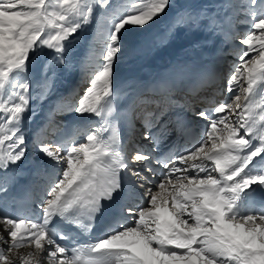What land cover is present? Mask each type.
Listing matches in <instances>:
<instances>
[{
	"label": "snow or ice",
	"instance_id": "1",
	"mask_svg": "<svg viewBox=\"0 0 264 264\" xmlns=\"http://www.w3.org/2000/svg\"><path fill=\"white\" fill-rule=\"evenodd\" d=\"M109 4L0 0V174L10 177V166H16L12 172L26 176L27 163L35 165L37 175L45 165L58 171L39 193L38 219L0 216V245L6 246L0 247V264H41L42 255L47 264H264V207L253 205L257 191L264 192V114H254L252 101L258 83L264 94V0H246L236 9L245 17L239 23L248 25L237 37L246 48L232 53L239 63L222 89L228 95L215 107L196 110L195 100L176 98L184 68L147 85L118 81L120 67L143 52L144 41L130 47V34L143 36L172 9L171 0H131L123 14L108 17L103 63L71 108L90 126L84 141L55 147L45 142L59 131L53 120L66 109L63 102L29 138L26 125L36 114L30 101L47 98L58 70L70 67L94 5L103 10ZM202 19L207 30L230 39L224 26L234 27L233 17L209 18L205 10H183L169 31L176 24L199 29ZM37 67L41 79L33 85ZM212 82L200 74L188 95ZM124 98L127 106L119 107L115 102ZM188 113L206 127L195 146L179 151ZM91 116L101 118L103 127L87 119ZM101 131L110 135L102 137ZM157 174L153 187L151 177ZM133 192L144 203L129 204ZM56 220L98 236L78 244L75 234L58 230ZM21 248L30 251L21 254Z\"/></svg>",
	"mask_w": 264,
	"mask_h": 264
},
{
	"label": "bare ground",
	"instance_id": "2",
	"mask_svg": "<svg viewBox=\"0 0 264 264\" xmlns=\"http://www.w3.org/2000/svg\"><path fill=\"white\" fill-rule=\"evenodd\" d=\"M130 3L131 0H110V4L113 5V8H111L113 10L112 12H119L120 14H123L128 9ZM239 5L240 3L238 2L235 4V0H222L221 4L219 5L217 3L207 4V2L202 0H189L186 7H184V9L182 8L183 10L186 9L191 10L194 13H199L201 10H205V14L209 18L214 17L219 20H223L225 16L233 17L234 27L230 25H226L227 27L226 32L229 33L230 39L225 38V44L222 46L221 49L222 52L220 51V56H222L223 54L222 60L221 58L219 59V63L221 64L220 70L222 69V67L223 69L225 67L230 68V66L234 64V61L232 62L234 58L229 57L230 55L235 56V54L232 53H236V52L241 53L246 48V46L240 44L237 39V37L243 36L249 30L247 23H239V21L245 19L244 16L236 14V9ZM182 11L179 10V12L177 11L178 13H175L176 12L175 10L174 11L171 10V13L168 12V14L170 13L171 16L164 23H162V21L156 23L153 26V28L155 27L156 30H158L161 27L168 32L170 27L178 19V14H180ZM98 14H102L103 16L107 15V17H109L111 13L107 14L106 11L102 12L101 10H98ZM98 14H96L95 16H97ZM202 21L207 22V20L204 19H202L201 22ZM107 25L108 28L111 26L110 21H107ZM182 25L183 24H176V26H182ZM99 28L101 27L98 26V20L97 19L94 21L92 20L91 23L88 25L87 30L85 31L84 38L80 39V43L79 44L77 43L74 46L73 52L69 58L70 67L66 70L65 69L58 70L60 74L58 75L54 87L52 91L48 94L47 98L43 99L42 101H37L35 98H33L30 101V107H33L35 112L38 108L40 109L46 106L52 108L53 106H56L60 98L65 93L71 91L72 89L75 91L74 96L76 98V103L85 94V90L89 87V81L92 79V77L98 70V67L103 63L102 57H103V49L105 47V42L104 41L97 42V39H101L99 35L101 29ZM161 28L157 31L156 34L149 37L147 40L156 37V35L160 32ZM143 36L130 39V47H132V45L136 42L139 43V40ZM141 41L146 42L145 39ZM76 46H78V49ZM93 49L94 52L92 51ZM208 49L210 48L209 47L206 48V46L201 49V53L203 52L206 53L204 54L205 58H208L206 57V55H209ZM251 55H255V53H252ZM36 69H33V79H32L33 85H35L36 82L41 79L39 74V68L37 67ZM80 87H83V92L79 90ZM41 90L42 89H37V91H41ZM30 95L34 96V93L30 92ZM72 112L73 111L69 112L68 107H66L65 110L59 111L58 114L63 113V115H66L67 113H72ZM29 115L30 113H25L26 118ZM7 143L8 142L6 141V146ZM12 185L13 184L10 182L8 178H5L4 181L0 180V203L5 202L7 205V207L3 208L0 211V216H10L14 219L23 218V216H21L22 214L21 210L20 209L15 210V208L13 207V203L8 201L11 194ZM4 188H6L7 190L4 191L3 190ZM5 196H7V198ZM2 229H3V225L0 224V231H2ZM0 247H6V246L0 245ZM28 251H30V249L28 248L19 249V252L21 254L27 253ZM13 258L15 259V256ZM41 264H47V261L44 259L43 255L41 256Z\"/></svg>",
	"mask_w": 264,
	"mask_h": 264
},
{
	"label": "rangeland",
	"instance_id": "3",
	"mask_svg": "<svg viewBox=\"0 0 264 264\" xmlns=\"http://www.w3.org/2000/svg\"><path fill=\"white\" fill-rule=\"evenodd\" d=\"M186 0H171V2H172V11H176V9H179V8H181V6L184 4V2H185ZM202 1H205V2H207V4L208 3H217L218 5L219 4H221V0H202ZM239 2H240V4L242 3V2H246V0H238ZM238 2V3H239ZM94 7H95V5H94ZM99 7H97V8H94L95 9V11H94V15H93V17H92V20L94 21V20H98V26H100L101 27V22H103V26H102V28H99V29H101V32L103 33H101V39H97V42H100V41H104L103 40V35H104V28H105V32L107 31V29H108V25H107V21H109L108 20V17H107V15L106 16H103L102 14H98V10H101L100 8L98 9ZM111 8H113V5H111V4H109V6L106 8V9H103V10H101L102 12H104V11H106L107 12V14H110L113 10L111 9ZM179 11V10H178ZM96 14H98L97 16H95ZM104 23H105V26H104ZM87 28H88V26L85 28V30H84V32H83V34L81 35V39L82 38H84V34H85V31L87 30ZM137 37V34L135 33H132V34H130V39H134V38H136ZM80 43V41L78 42V44ZM77 47V49H78V46H76ZM46 51H48V50H46ZM34 69H36V68H34ZM37 70V69H36Z\"/></svg>",
	"mask_w": 264,
	"mask_h": 264
}]
</instances>
